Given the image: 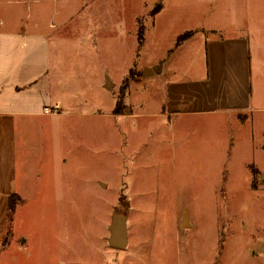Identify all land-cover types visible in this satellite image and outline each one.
Returning a JSON list of instances; mask_svg holds the SVG:
<instances>
[{
    "label": "rangeland",
    "instance_id": "obj_1",
    "mask_svg": "<svg viewBox=\"0 0 264 264\" xmlns=\"http://www.w3.org/2000/svg\"><path fill=\"white\" fill-rule=\"evenodd\" d=\"M23 1L0 10L50 36L65 62L52 69H64L76 97L27 135L32 188L9 217L0 264H264V0ZM138 19L142 46L128 32ZM194 28L200 35L171 54ZM236 30L250 45L248 107L226 100L232 70L222 66L212 113L166 117L167 84L191 78L206 93L207 39ZM18 165L22 180L21 153ZM117 215L127 216L125 249L109 245Z\"/></svg>",
    "mask_w": 264,
    "mask_h": 264
},
{
    "label": "crops",
    "instance_id": "obj_2",
    "mask_svg": "<svg viewBox=\"0 0 264 264\" xmlns=\"http://www.w3.org/2000/svg\"><path fill=\"white\" fill-rule=\"evenodd\" d=\"M23 4L26 5L27 2L15 0L7 1L6 4L0 3V6L7 5L17 8L23 7ZM10 7L0 10V254L2 248L4 249L9 225V198L12 195H18L22 199L31 192L34 172L32 175L26 173L28 157H26L25 146L28 145L27 135L37 128L35 118L49 116L43 113V108L46 106L59 107L63 111V101L67 100V104L70 105L73 101L72 97H76L70 92L71 80L66 75L67 73H63L64 69H52L53 62L57 61L58 65L65 62L60 59L58 49L51 48L50 36L36 29L35 24L31 25L35 29L21 30V17L13 15ZM164 9L163 6L161 11L152 18V27L156 28L159 25ZM10 14L17 20L16 23L9 20ZM139 15L137 14L136 18ZM136 31H138L137 27L128 32L132 36V32ZM199 31L200 29L194 28L185 32L194 33L188 40L200 35ZM219 31L213 32L218 33ZM249 46L246 36L238 30L229 38L209 37L206 43L209 75L202 79V86H207V92L201 94L197 91L199 90L198 85L191 78L190 80L174 79L167 84L163 114L168 118L182 119L212 113L217 105H211L215 96L210 94L209 86L212 87L211 81L215 72L222 66L230 67L232 70L230 75L224 77L225 80L230 81L226 100L228 98L230 103L236 107L234 109L238 111L248 107L251 98ZM181 48L183 47H177L171 51V54ZM229 59L232 60V64L229 63ZM157 68L158 65L144 68L142 76L149 75L147 70H150L151 76L156 75ZM104 80V88L107 91L116 87L112 77L108 74ZM31 139H33L32 136ZM35 143L32 140L30 143L32 146L27 147L35 150L33 149L36 146ZM20 153L23 160L22 180L18 165Z\"/></svg>",
    "mask_w": 264,
    "mask_h": 264
},
{
    "label": "trees",
    "instance_id": "obj_3",
    "mask_svg": "<svg viewBox=\"0 0 264 264\" xmlns=\"http://www.w3.org/2000/svg\"><path fill=\"white\" fill-rule=\"evenodd\" d=\"M162 7L161 6H156L155 7V11L152 12L149 14V17L150 18H154L156 16V14H158L160 11H161ZM143 19H138V25H139V30H138V37L140 39V45L142 46L143 45V42H144V36H145V26L144 25H141V21ZM194 33L193 32H188V33H185V34H182L180 35L178 38H177V41L178 43H176V47H179L184 41L188 40L191 36H193ZM116 112L119 111V110H122V106H123V103L121 100H119L117 102V105H116ZM132 112V111H130ZM132 114V113H130ZM21 201V198L18 196V195H12L10 198H9V209H8V217H10L11 213H13L15 210H16V207L18 206L19 202ZM9 233H11L9 230L7 231V234L9 235ZM6 244V239L4 241V245Z\"/></svg>",
    "mask_w": 264,
    "mask_h": 264
},
{
    "label": "water",
    "instance_id": "obj_4",
    "mask_svg": "<svg viewBox=\"0 0 264 264\" xmlns=\"http://www.w3.org/2000/svg\"><path fill=\"white\" fill-rule=\"evenodd\" d=\"M147 71L150 72V70ZM144 76H146V74ZM184 225H187L186 218L184 221ZM109 232V245L116 249H125L128 246L127 216H115L111 226L109 227Z\"/></svg>",
    "mask_w": 264,
    "mask_h": 264
},
{
    "label": "built area",
    "instance_id": "obj_5",
    "mask_svg": "<svg viewBox=\"0 0 264 264\" xmlns=\"http://www.w3.org/2000/svg\"><path fill=\"white\" fill-rule=\"evenodd\" d=\"M59 111V107H55V108H46L44 109V114L46 115H57Z\"/></svg>",
    "mask_w": 264,
    "mask_h": 264
}]
</instances>
